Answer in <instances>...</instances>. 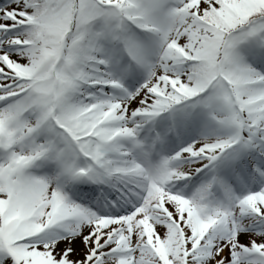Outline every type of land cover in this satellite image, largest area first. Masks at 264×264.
Masks as SVG:
<instances>
[{"label":"snow or ice","instance_id":"1","mask_svg":"<svg viewBox=\"0 0 264 264\" xmlns=\"http://www.w3.org/2000/svg\"><path fill=\"white\" fill-rule=\"evenodd\" d=\"M0 264H264V0H0Z\"/></svg>","mask_w":264,"mask_h":264}]
</instances>
